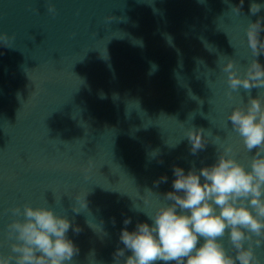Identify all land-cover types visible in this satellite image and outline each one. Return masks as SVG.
Returning <instances> with one entry per match:
<instances>
[{"label":"clouds","instance_id":"1","mask_svg":"<svg viewBox=\"0 0 264 264\" xmlns=\"http://www.w3.org/2000/svg\"><path fill=\"white\" fill-rule=\"evenodd\" d=\"M243 2L240 0L233 10L239 13ZM261 7L253 2L249 11L255 15ZM48 12H56L51 3ZM261 32L262 19L248 23L246 36L253 57L264 55ZM14 39L0 32V45L11 47ZM223 71L227 73L226 95L231 97L241 88L249 94L248 102L234 108L227 117L247 151L255 150L249 167L236 159L230 144L223 147L212 165L199 171L193 166L185 173L183 168L173 166V191L163 197L172 203L161 205L151 214L144 212L152 223L138 222L132 231L127 228L131 218L123 221L125 227L119 236L123 247L113 253L114 264H121V258L122 264H260L255 249L264 245V102L259 95L252 97L251 90L264 89V66L252 59L241 76L235 61L228 59ZM204 132L195 127L187 131L192 155L205 149L208 141ZM167 179L162 176L153 183L158 186ZM145 191L148 195L153 193L151 189ZM75 199L81 207H87L85 196L77 195ZM142 199L149 203L148 196ZM8 211L22 219H12L7 225L10 252L0 254V264H70L78 255L79 248L67 233L70 228L77 234L81 229L73 227L66 215H57L51 207L28 203ZM73 211L80 212L75 206ZM226 234L231 250L221 239Z\"/></svg>","mask_w":264,"mask_h":264}]
</instances>
